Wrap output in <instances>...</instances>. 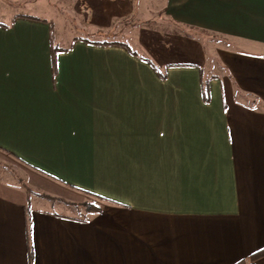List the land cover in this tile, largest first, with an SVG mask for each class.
<instances>
[{
	"label": "crops",
	"instance_id": "obj_1",
	"mask_svg": "<svg viewBox=\"0 0 264 264\" xmlns=\"http://www.w3.org/2000/svg\"><path fill=\"white\" fill-rule=\"evenodd\" d=\"M22 1L0 0L23 179L0 180V264H264V0Z\"/></svg>",
	"mask_w": 264,
	"mask_h": 264
},
{
	"label": "rangeland",
	"instance_id": "obj_2",
	"mask_svg": "<svg viewBox=\"0 0 264 264\" xmlns=\"http://www.w3.org/2000/svg\"><path fill=\"white\" fill-rule=\"evenodd\" d=\"M12 1H15L16 3H18L17 5H22V3L24 4L25 1H22V0H12ZM53 3H54V7H59L60 6V2H56V0H51ZM146 1V5L147 6H152V7H157L158 6V2H162V0H145ZM37 2H40L37 1ZM59 4V5H58ZM147 6L146 8L144 9L143 11V14H144V17H146L144 19V24L146 26H151V27H160V28H166V29H173V28H176L175 24L171 21H169L168 19H166L165 17H161L163 16V11L160 10V7H158L156 10L153 9V8H149V10H147ZM34 15H36L37 17H41V16H44V14L36 9L32 12ZM130 23H134V22H128L127 25H131ZM136 23H141V21H138ZM129 27V26H128ZM116 28H120V27H116ZM127 26L123 28V31L126 33L127 32ZM81 35H85L91 39H109V40H126L128 39L126 36H123V35H116L114 33H112V35H94V36H91L92 34L88 33L86 31V33H81ZM72 38V34H71V30L69 31L68 29H65L64 30V35H63V39L59 40V43L60 44H66L68 41H70ZM209 39H211L212 41L216 42V38L215 36L213 37H210ZM0 180H4V181H8V182H15V181H20V182H23V179H21V171L19 169L18 166H14L12 164H10L9 162V158H7L4 154H2L0 152ZM86 203H89V204H102V201L97 199V198H94V197H86L85 199V202L82 203V207H84L85 209L83 210H88L87 206L84 205ZM57 208V206H56ZM69 212L73 213L74 215L76 214H80V212H78L76 209L74 208H70L68 209ZM81 211V209H80Z\"/></svg>",
	"mask_w": 264,
	"mask_h": 264
},
{
	"label": "trees",
	"instance_id": "obj_3",
	"mask_svg": "<svg viewBox=\"0 0 264 264\" xmlns=\"http://www.w3.org/2000/svg\"><path fill=\"white\" fill-rule=\"evenodd\" d=\"M42 196L43 197H47V198H51V199H55L54 197L49 196V195H46V194H42ZM84 205L87 206V208H88L89 211H93V210L94 211H99L101 209L98 205H95V204L86 203ZM262 256H264V250L257 252L250 259L255 260L256 258H260V257L262 258Z\"/></svg>",
	"mask_w": 264,
	"mask_h": 264
}]
</instances>
